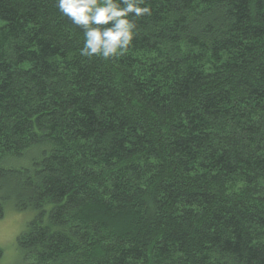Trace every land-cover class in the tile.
I'll return each instance as SVG.
<instances>
[{
  "label": "trees",
  "instance_id": "obj_1",
  "mask_svg": "<svg viewBox=\"0 0 264 264\" xmlns=\"http://www.w3.org/2000/svg\"><path fill=\"white\" fill-rule=\"evenodd\" d=\"M142 6L104 60L0 0V219L36 212L23 264H264V0Z\"/></svg>",
  "mask_w": 264,
  "mask_h": 264
},
{
  "label": "clouds",
  "instance_id": "obj_2",
  "mask_svg": "<svg viewBox=\"0 0 264 264\" xmlns=\"http://www.w3.org/2000/svg\"><path fill=\"white\" fill-rule=\"evenodd\" d=\"M146 0H58V8L71 22L83 29L80 55L110 60L122 55L137 35L132 17L151 14Z\"/></svg>",
  "mask_w": 264,
  "mask_h": 264
},
{
  "label": "rangeland",
  "instance_id": "obj_3",
  "mask_svg": "<svg viewBox=\"0 0 264 264\" xmlns=\"http://www.w3.org/2000/svg\"><path fill=\"white\" fill-rule=\"evenodd\" d=\"M35 216L36 212L33 210L17 212L12 202L5 203L4 216L0 219V249L3 251L0 264H23L18 238Z\"/></svg>",
  "mask_w": 264,
  "mask_h": 264
}]
</instances>
